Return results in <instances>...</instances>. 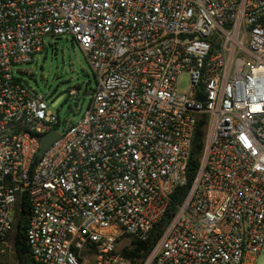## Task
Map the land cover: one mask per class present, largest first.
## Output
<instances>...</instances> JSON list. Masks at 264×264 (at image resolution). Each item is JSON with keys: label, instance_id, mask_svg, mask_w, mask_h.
<instances>
[{"label": "built area", "instance_id": "built-area-1", "mask_svg": "<svg viewBox=\"0 0 264 264\" xmlns=\"http://www.w3.org/2000/svg\"><path fill=\"white\" fill-rule=\"evenodd\" d=\"M64 35L97 84L60 134L57 115L13 66ZM201 120L198 170L146 261L256 264L264 254V0H0V244L25 198L35 263L132 264L118 244L147 240L187 184ZM48 131L59 137L37 158Z\"/></svg>", "mask_w": 264, "mask_h": 264}, {"label": "rangeland", "instance_id": "rangeland-1", "mask_svg": "<svg viewBox=\"0 0 264 264\" xmlns=\"http://www.w3.org/2000/svg\"><path fill=\"white\" fill-rule=\"evenodd\" d=\"M13 74L19 82L44 97L48 111L58 117L56 129L60 134L70 123L81 118L90 100V96L85 94L91 93L97 84L87 56L71 35L46 39L45 48L33 55L31 62L13 66ZM188 82V75L183 74L179 78L178 89H187ZM71 91L75 94H70ZM13 235L14 230L7 241L0 244V264H17ZM127 247V240L118 244L121 251ZM256 264H264V254Z\"/></svg>", "mask_w": 264, "mask_h": 264}, {"label": "trees", "instance_id": "trees-1", "mask_svg": "<svg viewBox=\"0 0 264 264\" xmlns=\"http://www.w3.org/2000/svg\"><path fill=\"white\" fill-rule=\"evenodd\" d=\"M203 124L204 121L201 120L199 125L195 131V135L193 138L192 150L187 166L186 177L187 184L185 186H181L177 188L171 196V204L161 218V220L156 224L154 229L152 230L150 237L145 240H132L131 247L125 248L122 250V254L131 259L133 264H145L149 253L163 231L164 227L167 225L171 217L173 216L177 205H179L184 197L186 196L189 187L191 185L192 180L194 179L196 172L198 170L200 164V158L203 151V141H204V133H203ZM29 206L27 205L25 198H23L21 204L17 209V217L14 226V253L17 264H39L35 263L30 256L29 248L26 243V231L29 223Z\"/></svg>", "mask_w": 264, "mask_h": 264}, {"label": "water", "instance_id": "water-1", "mask_svg": "<svg viewBox=\"0 0 264 264\" xmlns=\"http://www.w3.org/2000/svg\"><path fill=\"white\" fill-rule=\"evenodd\" d=\"M86 96H90V93H86ZM75 106V105H73ZM59 137V135L54 132V131H48L45 134H42L39 136V141H40V148L38 150V154H37V158H40L44 151L55 141L57 140V138ZM145 264H148V262L146 261Z\"/></svg>", "mask_w": 264, "mask_h": 264}]
</instances>
